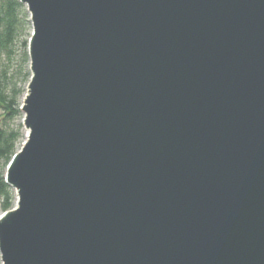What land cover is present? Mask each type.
Segmentation results:
<instances>
[{
	"label": "water",
	"instance_id": "water-1",
	"mask_svg": "<svg viewBox=\"0 0 264 264\" xmlns=\"http://www.w3.org/2000/svg\"><path fill=\"white\" fill-rule=\"evenodd\" d=\"M19 2L1 264H264V0Z\"/></svg>",
	"mask_w": 264,
	"mask_h": 264
},
{
	"label": "trees",
	"instance_id": "trees-1",
	"mask_svg": "<svg viewBox=\"0 0 264 264\" xmlns=\"http://www.w3.org/2000/svg\"><path fill=\"white\" fill-rule=\"evenodd\" d=\"M30 21L26 7L19 0H0V211L13 207L15 195L4 178L5 168L18 150L22 125L20 116L23 84L30 78L27 52ZM1 264V262H0Z\"/></svg>",
	"mask_w": 264,
	"mask_h": 264
},
{
	"label": "rangeland",
	"instance_id": "rangeland-1",
	"mask_svg": "<svg viewBox=\"0 0 264 264\" xmlns=\"http://www.w3.org/2000/svg\"><path fill=\"white\" fill-rule=\"evenodd\" d=\"M30 33H31V24H30ZM27 83H28V82H27ZM26 85H27V84H23V85H22V87H23V95H22L21 98H20V106H21V104H22L23 96H24V94H25V92H26ZM19 109H20V107H19ZM4 112H5V110L0 108V118L3 116ZM22 117H23V113H22V111L20 110V116H18V117H16V118L14 119V123H15V124L18 123V124H21V125H22ZM21 131H22V139H21V142H20V144H19V146H18V149L20 148L22 142H23L24 139H25V130H24V128H23V125H22V129H21ZM14 205H15V202L13 203V206H14ZM1 212H2V211H0V214H1Z\"/></svg>",
	"mask_w": 264,
	"mask_h": 264
}]
</instances>
